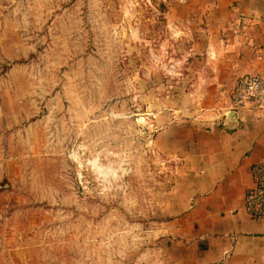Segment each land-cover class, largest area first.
Returning a JSON list of instances; mask_svg holds the SVG:
<instances>
[{
	"label": "rangeland",
	"instance_id": "obj_1",
	"mask_svg": "<svg viewBox=\"0 0 264 264\" xmlns=\"http://www.w3.org/2000/svg\"><path fill=\"white\" fill-rule=\"evenodd\" d=\"M183 4L0 0V264H171L174 135L232 91Z\"/></svg>",
	"mask_w": 264,
	"mask_h": 264
},
{
	"label": "crops",
	"instance_id": "obj_2",
	"mask_svg": "<svg viewBox=\"0 0 264 264\" xmlns=\"http://www.w3.org/2000/svg\"><path fill=\"white\" fill-rule=\"evenodd\" d=\"M181 1L191 52L206 55L220 83L264 76V0ZM190 116L183 134L174 135L187 168L182 203L167 223L171 264H264V217L245 210L251 167L264 160V111Z\"/></svg>",
	"mask_w": 264,
	"mask_h": 264
},
{
	"label": "built area",
	"instance_id": "obj_3",
	"mask_svg": "<svg viewBox=\"0 0 264 264\" xmlns=\"http://www.w3.org/2000/svg\"><path fill=\"white\" fill-rule=\"evenodd\" d=\"M264 111V76L245 73L239 76L230 94V110ZM253 184L246 192L245 210L250 217H264V160L251 167Z\"/></svg>",
	"mask_w": 264,
	"mask_h": 264
},
{
	"label": "water",
	"instance_id": "obj_4",
	"mask_svg": "<svg viewBox=\"0 0 264 264\" xmlns=\"http://www.w3.org/2000/svg\"><path fill=\"white\" fill-rule=\"evenodd\" d=\"M231 114V113H230ZM229 116H231V115H229Z\"/></svg>",
	"mask_w": 264,
	"mask_h": 264
}]
</instances>
